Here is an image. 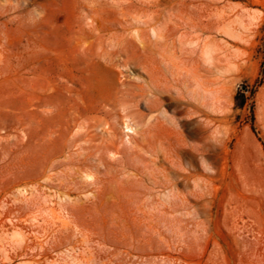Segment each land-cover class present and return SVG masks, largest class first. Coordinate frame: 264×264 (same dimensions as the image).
<instances>
[{"label":"rangeland","instance_id":"obj_1","mask_svg":"<svg viewBox=\"0 0 264 264\" xmlns=\"http://www.w3.org/2000/svg\"><path fill=\"white\" fill-rule=\"evenodd\" d=\"M0 264H264V0H0Z\"/></svg>","mask_w":264,"mask_h":264},{"label":"bare ground","instance_id":"obj_2","mask_svg":"<svg viewBox=\"0 0 264 264\" xmlns=\"http://www.w3.org/2000/svg\"><path fill=\"white\" fill-rule=\"evenodd\" d=\"M155 20L156 19L153 17L148 22H146V24L150 25V22H152V21L154 22ZM172 28H174V27H172ZM172 28L171 29L169 28L168 31L172 32V30H173ZM151 33L153 36L157 35L156 31L154 29H151ZM143 36H144L143 32H141L140 34H135V39L142 45H144V42L142 41V38H141ZM146 48L147 47H145V49H141V52L139 55H142L143 53H146L147 55H149L146 51ZM117 52H122V48L121 49L119 48L117 50ZM129 63H132L135 66L140 65L139 64L140 61H137V59L129 58L128 56H125V64H129ZM157 72H158V68L154 67V66H152L149 69H145V74H146L147 80L144 81V85L148 86L151 89V92L153 95L152 98L147 99V95L144 91V87L139 85L136 87V91H131V92L126 94L124 101H129L136 106H142V108L144 110L151 113L152 111H156V110L161 109L165 103V100L168 99V101L173 106L172 113H173V115H174V117L178 123H180L183 126L187 121H189V122L195 121L199 125L203 126L206 131L210 132L212 130V128L215 126V123L217 122V118H215V116H213V103H210L208 106L204 105L205 108L208 107V110H210V113L204 111V109H202L201 106H199L198 104L191 103L188 100H185L183 97H181L177 92H173L171 89V86L168 85L167 82H165L164 80L162 81L159 77H157V74H159ZM209 93H211V91ZM147 131L151 133L148 136V138L152 139V140L158 139V138L163 139V140L169 139L170 134H171L170 128L167 127L166 125H164L162 122H154L153 124L148 126ZM196 151L202 153L203 148L201 146H198V147H196ZM202 163H201V167L203 165L204 170H209L206 168L205 163L204 162H202ZM200 170H202V169H200ZM202 173L196 167L190 165V166H188V170L183 175L181 180L188 183L189 181H192V180L195 181L196 180L195 178L198 177L199 175L204 176L205 177V185L204 186H206V188H207L206 190L208 192V194H206V196L207 195L212 196L213 194H211V193H216V192H212L213 188L215 187V185L213 184V183H215V182H213V176L211 174H204V173H203L204 174L203 175ZM87 178L89 179L90 177H87ZM196 185L197 184H195L194 186L197 187ZM199 189L201 191L202 186L199 187ZM190 191H187L185 196L183 195V197L180 199L181 200L180 204L182 202V203H186V205H187V203L195 205L199 202L198 198L195 195V193H197V192L193 193L192 190H190ZM215 191H216V188H215ZM201 192H199L200 195H202L204 193V192H202V193ZM203 196L206 197L205 193L203 194ZM200 197H202V196H200ZM200 197H199V199L201 201V199L203 197L202 198H200ZM205 200H203V204L205 203L204 202ZM213 200H214V198H213ZM213 200H212V202H213ZM201 202H199V203H201ZM209 204L211 205L210 202H209ZM180 206H182V205H180ZM52 214L53 213H51V216L54 215V214L53 215ZM54 217L57 218L55 215H54ZM239 221H240V219H239Z\"/></svg>","mask_w":264,"mask_h":264},{"label":"trees","instance_id":"obj_3","mask_svg":"<svg viewBox=\"0 0 264 264\" xmlns=\"http://www.w3.org/2000/svg\"><path fill=\"white\" fill-rule=\"evenodd\" d=\"M241 98L240 101H238V99ZM235 100L237 101V105L242 107L243 106V102H244V97L243 95H241L240 93H237L235 96Z\"/></svg>","mask_w":264,"mask_h":264}]
</instances>
